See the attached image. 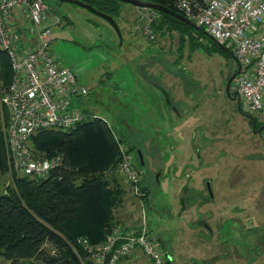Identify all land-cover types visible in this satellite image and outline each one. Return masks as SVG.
<instances>
[{
  "label": "rangeland",
  "instance_id": "obj_1",
  "mask_svg": "<svg viewBox=\"0 0 264 264\" xmlns=\"http://www.w3.org/2000/svg\"><path fill=\"white\" fill-rule=\"evenodd\" d=\"M47 4L52 54L88 88L73 105L105 119L131 147L147 189L135 195L113 171L124 190L125 223L144 226L169 254L178 247L186 264H264V131L226 95L227 81L239 70L234 58L194 27V48L184 36L180 49L176 29L148 37L142 30L148 14L127 2L116 20L121 39L106 20L78 5ZM5 89L0 83V94ZM5 114L3 108L0 195L19 177L7 167ZM31 147L41 157L59 154ZM0 264L10 262L0 258Z\"/></svg>",
  "mask_w": 264,
  "mask_h": 264
},
{
  "label": "built area",
  "instance_id": "obj_2",
  "mask_svg": "<svg viewBox=\"0 0 264 264\" xmlns=\"http://www.w3.org/2000/svg\"><path fill=\"white\" fill-rule=\"evenodd\" d=\"M176 7L208 36L229 48L238 65L232 84L241 113L264 118V0H176ZM49 9L43 0H0V50L6 52L12 79L0 94L2 130L8 170L17 176L43 177L58 167L62 155L41 157L31 136L42 130H69L88 119L73 105L88 88L52 54ZM143 32L153 38L149 23ZM119 173L135 195H141V175L128 147L118 142ZM70 245L81 251L79 264H119L139 249L152 264H171L144 227L126 230L115 224L99 243L77 237Z\"/></svg>",
  "mask_w": 264,
  "mask_h": 264
},
{
  "label": "trees",
  "instance_id": "obj_3",
  "mask_svg": "<svg viewBox=\"0 0 264 264\" xmlns=\"http://www.w3.org/2000/svg\"><path fill=\"white\" fill-rule=\"evenodd\" d=\"M43 1L47 4L49 0ZM83 1L115 20L121 13L119 0ZM146 1L183 13L176 0ZM149 10L155 13L149 22L153 31L179 30L180 49L184 36L194 48L192 26L165 12ZM198 30L212 42L202 27ZM216 49L228 55L217 44ZM12 74L10 59L0 50V83L6 89ZM88 117L73 129L42 130L31 136L37 150L59 153L62 161L46 176L15 178L14 186L0 195V258L10 264H79L70 246L75 239L81 236L91 244L99 243L115 225V210L122 203L124 190L113 171L119 159L118 142H126L117 139L105 119L92 114ZM128 150L131 152V147ZM2 156L0 131V169L4 171ZM140 186L141 196H145L147 189ZM46 244L51 245L50 250L45 249ZM78 254L84 257L81 251Z\"/></svg>",
  "mask_w": 264,
  "mask_h": 264
},
{
  "label": "water",
  "instance_id": "obj_4",
  "mask_svg": "<svg viewBox=\"0 0 264 264\" xmlns=\"http://www.w3.org/2000/svg\"><path fill=\"white\" fill-rule=\"evenodd\" d=\"M64 2H70V3H73L75 5H78L84 9H86L87 11H89L90 13L106 20L113 28L114 30L116 31V33L118 34L119 38L121 39V31L119 29V26L116 22V20L109 14L105 13V12H102L100 10H98L97 8H95L94 6H92L91 4L83 1V0H62ZM119 1H122V2H127V3H130V4H133L135 6H138V7H142V8H150L154 11H160V12H165L169 15H172L173 17H176L177 19L183 21L184 23H187L188 25L198 29V26L191 20L189 19L188 17H186L184 14L180 13L179 11H175L171 8H168L164 5H161V4H158V3H154V2H150V1H146V0H119ZM209 38L213 41H215L217 43V45L222 48L224 51H226L227 53H229L231 56H233V53L232 51L227 48L226 46H224L223 44L217 42L213 37L209 36ZM237 73L233 74L229 80L227 81V84L225 86V92L227 94V96L231 97L232 99H236V96L235 94H233L231 96V91H230V84H231V81L234 79V77L236 76ZM255 127V123L253 125V128ZM140 162H141V166L143 167L144 163H143V158L142 156L140 155Z\"/></svg>",
  "mask_w": 264,
  "mask_h": 264
},
{
  "label": "crops",
  "instance_id": "obj_5",
  "mask_svg": "<svg viewBox=\"0 0 264 264\" xmlns=\"http://www.w3.org/2000/svg\"><path fill=\"white\" fill-rule=\"evenodd\" d=\"M142 8V7H141ZM146 14H148L149 16V21L150 19H152V16L155 14L153 11L149 10V8H144ZM47 23L50 25V27L52 28L51 24H52V19L50 17V8H49V18L47 20ZM56 23H58V21H56ZM139 25V24H138ZM136 26L135 29L136 30H141L140 26ZM51 39H52V34H51ZM215 42V41H214ZM216 43V42H215ZM217 44V43H216ZM218 46V45H217ZM219 47V46H218ZM222 49V48H221ZM223 50V49H222ZM161 52H162V49H161ZM225 53H227L225 51ZM228 55H230L229 53H227ZM233 57V56H232ZM234 58V57H233ZM235 60V59H234ZM236 62V61H235ZM158 70H160V74H161V71H162V68H159ZM165 70H168V68H165ZM76 75V74H75ZM231 91V89H230ZM227 95V94H226ZM232 95V94H231ZM229 97V96H228ZM238 101V100H237ZM239 104V103H238ZM238 110L240 111L239 109V105H238ZM165 111V110H164ZM163 111V112H164ZM176 112V110H175ZM241 112V111H240ZM89 114H92L90 113V111L88 112ZM243 114V113H242ZM255 116V115H254ZM259 117H263L261 114L258 115ZM258 116H255V119L258 117ZM250 117V116H249ZM251 118V117H250ZM249 118V119H250ZM259 119V118H258ZM260 122H264L263 120H260ZM107 122V121H106ZM251 122V121H250ZM254 121H253V125H254ZM256 126V124H255ZM127 128L128 125H127ZM125 184V183H124ZM126 185V184H125ZM208 200H210V198H208ZM115 224H118L120 225L123 229H126V230H131V229H138L140 227H144V226H130L129 224L125 223V217L123 216V213H122V210H121V205L117 208V210H115ZM145 228V227H144ZM146 230V228H145ZM147 231V230H146ZM148 232V231H147ZM49 245V244H48ZM53 250V249H52ZM180 251L179 248H174L171 252V254L168 253L169 255V259H170V263L171 264H186L184 263L181 259H180ZM119 264H152L150 262V260L142 253V251H140L139 249H135L134 251H132V253H130L129 255L125 256L123 259H121L120 263ZM188 264V263H187Z\"/></svg>",
  "mask_w": 264,
  "mask_h": 264
},
{
  "label": "flooded vegetation",
  "instance_id": "obj_6",
  "mask_svg": "<svg viewBox=\"0 0 264 264\" xmlns=\"http://www.w3.org/2000/svg\"><path fill=\"white\" fill-rule=\"evenodd\" d=\"M251 118L255 117V116H250ZM253 121L256 124V128H258L259 131L263 132L264 131V122H260L258 118L253 119ZM205 223V222H204ZM206 227L209 228V225L207 223H205Z\"/></svg>",
  "mask_w": 264,
  "mask_h": 264
}]
</instances>
